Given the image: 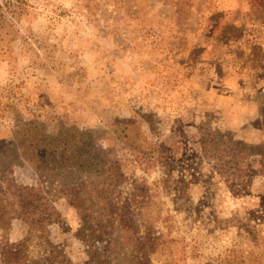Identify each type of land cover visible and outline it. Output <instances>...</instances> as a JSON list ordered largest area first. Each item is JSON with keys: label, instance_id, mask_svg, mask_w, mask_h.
I'll return each instance as SVG.
<instances>
[{"label": "rangeland", "instance_id": "obj_1", "mask_svg": "<svg viewBox=\"0 0 264 264\" xmlns=\"http://www.w3.org/2000/svg\"><path fill=\"white\" fill-rule=\"evenodd\" d=\"M26 7L0 51V151L20 119H36L51 132L99 130V146L123 162L113 203L127 226L113 216L110 230L91 237L83 231L89 215L105 223L97 195L82 196L80 211L70 197L55 198L60 217L48 240L67 264H100L93 251L111 240L112 264H137L128 255L149 232L160 237L151 264H264V0ZM125 132L134 152L119 140ZM13 177L38 179L19 160ZM10 221L0 238L22 242L29 260L49 252L20 213Z\"/></svg>", "mask_w": 264, "mask_h": 264}, {"label": "trees", "instance_id": "obj_2", "mask_svg": "<svg viewBox=\"0 0 264 264\" xmlns=\"http://www.w3.org/2000/svg\"><path fill=\"white\" fill-rule=\"evenodd\" d=\"M26 5L27 0H0V51L5 49L3 43L10 42L7 35L13 30L14 19H19L25 12ZM130 125L132 124H114V131L121 133ZM100 133L101 131L95 129L63 125L51 132L45 123L39 120L18 121L13 140L8 142L5 150L0 151L2 155L0 157V228L6 231L11 216L20 213L22 219L29 225L30 235L40 236L45 243H48L49 252L41 258L29 260L20 248L22 242L13 243L3 235L0 238V258L5 264H32V262L45 264L42 259L47 262L46 264L71 263L64 249L48 240L49 225L60 217L54 204L57 197H70L79 211L82 196H86L85 202H92L91 198L96 195L101 200L104 215L101 221L105 223H94L93 217L89 215L91 222L89 224L87 222L83 229L87 232L86 235L91 234V237L95 238L96 232L110 230L114 226V219L117 221L113 216L121 217L119 225L127 226L113 203L114 185L118 179L116 175L123 176L121 169L123 162L112 157L109 152L112 150L107 151L99 146L97 136ZM119 140L124 147L132 148L131 152L138 149L128 132L120 135ZM109 147L111 148V145ZM247 148L244 146V149ZM151 149L155 151L154 148ZM15 160L32 167L38 176L35 184L16 181L13 177ZM83 177L86 180L79 181ZM54 180H57L56 184ZM91 209L86 207L87 211ZM125 239L124 244L133 245L131 240H127V237ZM159 239L160 237L152 236L149 232L140 241H136L137 244H134L136 247L131 249L128 255L129 259L137 264H151L150 253L157 246ZM111 242L112 240L103 251H93V263L99 260L100 264H112L111 254L114 249L111 248ZM120 253L125 254L124 251ZM225 263L228 264L229 261L225 260Z\"/></svg>", "mask_w": 264, "mask_h": 264}]
</instances>
